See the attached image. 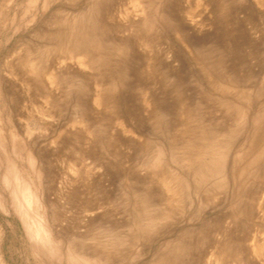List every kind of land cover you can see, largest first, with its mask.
<instances>
[{
  "label": "rangeland",
  "instance_id": "rangeland-1",
  "mask_svg": "<svg viewBox=\"0 0 264 264\" xmlns=\"http://www.w3.org/2000/svg\"><path fill=\"white\" fill-rule=\"evenodd\" d=\"M0 264H264V0H0Z\"/></svg>",
  "mask_w": 264,
  "mask_h": 264
}]
</instances>
